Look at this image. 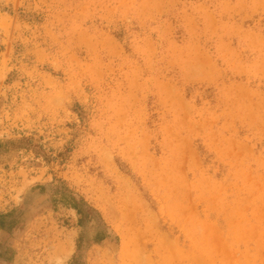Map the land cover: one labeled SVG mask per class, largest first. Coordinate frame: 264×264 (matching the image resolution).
<instances>
[{"label":"rangeland","instance_id":"1","mask_svg":"<svg viewBox=\"0 0 264 264\" xmlns=\"http://www.w3.org/2000/svg\"><path fill=\"white\" fill-rule=\"evenodd\" d=\"M0 264H264V0H0Z\"/></svg>","mask_w":264,"mask_h":264},{"label":"trees","instance_id":"2","mask_svg":"<svg viewBox=\"0 0 264 264\" xmlns=\"http://www.w3.org/2000/svg\"><path fill=\"white\" fill-rule=\"evenodd\" d=\"M70 208L76 210L77 214L80 216L79 219V226L81 228L84 227L85 218L87 216V210H84L80 203L76 202V200H73V202L70 204Z\"/></svg>","mask_w":264,"mask_h":264}]
</instances>
